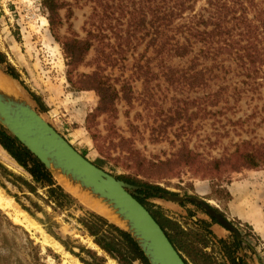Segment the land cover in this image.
Segmentation results:
<instances>
[{
    "label": "rangeland",
    "instance_id": "rangeland-1",
    "mask_svg": "<svg viewBox=\"0 0 264 264\" xmlns=\"http://www.w3.org/2000/svg\"><path fill=\"white\" fill-rule=\"evenodd\" d=\"M57 1L62 9L53 27L44 0H0V54L4 57L3 63L0 57V65L8 72L13 68L18 77L12 82L2 73L0 76L91 163L116 178L164 189L134 185L141 188L136 194L145 200L146 209L163 213L184 232L183 239L194 247L198 264H264V168L240 172L231 171L229 165L214 168L216 160L231 157L242 141L264 143V86L245 87L233 65L224 82L213 80L206 91L174 88L162 75L161 66L142 60L150 55L148 37L121 56L123 59L109 62L104 51L119 57L110 47H119L113 27L121 16L116 12L103 19L107 0ZM122 20L126 24V19ZM90 33L100 38H92L94 45L72 79L76 82L96 72L107 78L118 95L113 110L106 113L96 111L99 97L95 91H77L69 82L72 68L63 42L68 38L85 40ZM100 35L108 37L101 40ZM151 69L156 77L149 74ZM217 83L229 89L220 97H208ZM236 88L242 90L237 93ZM184 146L199 155L197 164L160 174V163L174 160ZM19 179L30 182L31 176L0 145V192L13 203L10 208H0V245L5 238L19 244L24 231L39 247V264H84L72 251L92 262L87 253H81L82 248L104 258L106 264H119L77 221L88 212L102 214L66 190L58 179L83 209L54 212L24 187L19 189ZM38 193L44 195L42 190ZM162 193L185 200L172 202L160 197ZM187 198L207 203L239 237ZM32 202L43 212H36ZM5 216L21 230L13 231ZM49 227L60 241L48 232ZM167 232L174 235L170 229ZM181 254L188 264H197L189 254Z\"/></svg>",
    "mask_w": 264,
    "mask_h": 264
},
{
    "label": "trees",
    "instance_id": "trees-1",
    "mask_svg": "<svg viewBox=\"0 0 264 264\" xmlns=\"http://www.w3.org/2000/svg\"><path fill=\"white\" fill-rule=\"evenodd\" d=\"M117 1L118 3L116 0H107L103 5V19L108 20L116 12L122 19H126V24L122 19H118V25L113 27L120 43L119 47L110 48L115 50V54L119 57L114 58L112 53L104 51L107 61L118 62L119 59H123L121 56L135 49L148 37L146 50L147 52L150 50V55L143 56L142 60L146 58L148 65L157 63L158 67L161 66L162 75L174 88L184 91H206L207 88H211V81L224 82L226 76L231 73L233 65L234 73L243 78L242 84L245 87L253 90L255 86H264V0ZM44 6L49 12L50 24L54 27L62 5L57 0H44ZM124 25L126 28L123 30ZM100 36L101 40L108 37V35ZM92 38L100 37L90 33L89 38L85 40L68 38L63 42L68 66L72 68L68 72L69 82L77 91H95L99 97L96 111L106 113L113 110L118 95L117 89L108 79L100 72L76 82L72 79L76 67L84 61L94 45ZM0 57L3 63L4 57L1 54ZM140 69L142 70V67ZM8 70L11 76L18 77L13 68L10 67ZM149 74L156 77L153 69L149 70ZM259 80H262V83H259ZM216 86L215 92L208 93V97H220L229 89L228 86L219 83ZM241 90L235 89L237 93ZM0 145L31 176L30 182L19 179L21 184L19 189H27L29 193L51 206L54 212L83 209L79 207L77 200L57 183L51 172L2 126H0ZM198 158V154L184 146L178 151L174 160L160 163L157 171L165 175L181 167H192L197 164ZM226 165L235 172L264 168V143L242 141L231 157L214 162L216 170ZM117 179L165 192L160 187L143 185L127 177ZM39 190H42L44 195H39ZM15 198L18 201V196ZM137 200L146 207L145 200L141 198ZM32 206L36 212H43L39 204L32 202ZM23 209L33 214L30 208L23 206ZM147 210L166 233L184 262L188 264L182 252L189 254L198 264L199 258L194 247L183 239L184 232L163 213H154L148 208ZM5 219L13 231L21 230L6 216ZM77 221L94 239L95 244L119 264H150L134 239L103 216L88 212L86 217H79ZM42 224L45 225L44 222ZM167 229H170L174 235L168 234ZM47 230L60 241L51 227ZM22 232L24 239L18 240L19 244L15 240L4 239L3 246L0 245V264H39V247L34 245L28 233ZM66 248L69 250L67 246ZM20 252L21 256L18 255ZM82 252L87 253L92 262L80 257V253L72 251L84 264H106L105 259L96 253L83 248Z\"/></svg>",
    "mask_w": 264,
    "mask_h": 264
},
{
    "label": "water",
    "instance_id": "water-1",
    "mask_svg": "<svg viewBox=\"0 0 264 264\" xmlns=\"http://www.w3.org/2000/svg\"><path fill=\"white\" fill-rule=\"evenodd\" d=\"M0 73L14 81L1 65ZM0 126L28 149L55 180L59 179L58 170L71 180L74 187L78 186L107 205L112 215L125 223L123 227L113 224L134 239L150 264H186L161 226L137 200L136 191L141 188L122 182L91 163L43 118L23 94L17 98L0 91ZM159 196L172 202L185 200L167 193ZM187 200L199 204L218 223L239 237L232 225L207 203L196 198Z\"/></svg>",
    "mask_w": 264,
    "mask_h": 264
},
{
    "label": "bare ground",
    "instance_id": "bare-ground-1",
    "mask_svg": "<svg viewBox=\"0 0 264 264\" xmlns=\"http://www.w3.org/2000/svg\"><path fill=\"white\" fill-rule=\"evenodd\" d=\"M6 78H8V77H6ZM8 79L10 81H12L10 78H8ZM12 82H14V81H12ZM16 90H17V88L12 83L7 81L6 79H3L2 76H0V91L1 92L5 93L7 95H12V96L17 95V96H15L17 98L21 97L22 95L20 94V92H18ZM56 174H57L58 178L60 179L59 182L66 188V190H69V192L71 191L73 194H75L77 197H79L85 204H87L88 206L92 207L94 210L98 211V213H100L103 216L107 217L109 220L115 222L118 225H122V224L125 225L124 222H120L118 220V217L112 215V213L110 212L108 206L103 204L101 200L97 199L96 197H93L89 193L83 192L78 186L74 187L72 182H71V180H69L68 178H65L63 175H61L58 170H56ZM2 195L3 194L0 192V206H1L0 208H10V207H12L13 206L12 201L8 200L9 198L8 199L4 198V196H2ZM13 210H16V209H13ZM18 211L21 212V210H18ZM20 216H23V215H20ZM26 217H27V215H26ZM18 218L16 216L17 220H18ZM28 220H30L29 217H28ZM19 222H20V220H19ZM21 223H22V221H21ZM77 264H81V263L77 262Z\"/></svg>",
    "mask_w": 264,
    "mask_h": 264
},
{
    "label": "flooded vegetation",
    "instance_id": "flooded-vegetation-1",
    "mask_svg": "<svg viewBox=\"0 0 264 264\" xmlns=\"http://www.w3.org/2000/svg\"><path fill=\"white\" fill-rule=\"evenodd\" d=\"M224 227V226H223Z\"/></svg>",
    "mask_w": 264,
    "mask_h": 264
}]
</instances>
